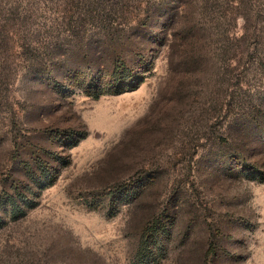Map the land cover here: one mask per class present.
I'll return each mask as SVG.
<instances>
[{
	"label": "rangeland",
	"instance_id": "rangeland-1",
	"mask_svg": "<svg viewBox=\"0 0 264 264\" xmlns=\"http://www.w3.org/2000/svg\"><path fill=\"white\" fill-rule=\"evenodd\" d=\"M62 2L0 0V264H264V0L227 70L199 0H128L78 39ZM120 58L136 87L90 96Z\"/></svg>",
	"mask_w": 264,
	"mask_h": 264
},
{
	"label": "trees",
	"instance_id": "trees-1",
	"mask_svg": "<svg viewBox=\"0 0 264 264\" xmlns=\"http://www.w3.org/2000/svg\"><path fill=\"white\" fill-rule=\"evenodd\" d=\"M159 1L162 0H155V2ZM165 1L167 0H163V3ZM170 1L171 2L168 4H173L175 6L174 9L178 12L177 14H182L185 6L188 5L187 0ZM252 1L253 0H199V5L197 6V9H199L198 15L205 18L211 16L209 23L211 27H215V31H213L214 34H212L211 31L204 32H208L209 36H215V44L219 42L222 44V53L226 56V58L223 59V66L226 70L232 66V62L236 59H242L243 56L247 54L246 47L250 40L257 42L256 40L261 38L258 34L259 30L257 27L255 32L251 31L249 28V22L253 20L254 17L248 12L249 2L252 3ZM61 6L62 14L60 13L58 24L64 25L66 32L70 34L71 38L78 39L87 26H98L104 28L107 33L110 32V26L112 25V21H114L113 18L116 17L117 14H120L121 9L125 6L128 7V0H63ZM251 12L253 13L252 10ZM257 16H260V13H258ZM239 18L243 19L245 22L241 35H238L234 29H232V31L230 29L233 26V22L235 27ZM203 30L205 29L203 28ZM3 32L4 34L2 32L0 33V62L4 58L3 52L7 49L8 52L11 51L9 42L13 40V36H16V33L14 32L12 34V31L10 33V29L8 28ZM189 32L187 36H190L193 29H190ZM147 71L148 70L144 72ZM139 78L140 76L135 75L133 70L128 68L123 59L120 58L114 63L109 83L98 85V80L93 78L89 81L84 80L81 86L90 96L100 98L105 94H122L131 87H136ZM36 177L35 175L31 176L34 182L40 186L49 183L51 180V175L48 172L42 174L38 178ZM35 178L37 181H35ZM10 198L11 200L9 199L7 202L8 204L9 202L13 203L12 207H14L16 204L15 200L12 199L13 197ZM26 204L29 203L25 201L24 205L20 207V211L26 208ZM151 249L152 246L149 241H145L138 254L140 262H144V259L148 258L149 254L153 251H151Z\"/></svg>",
	"mask_w": 264,
	"mask_h": 264
}]
</instances>
